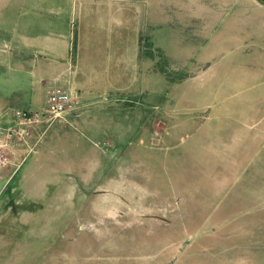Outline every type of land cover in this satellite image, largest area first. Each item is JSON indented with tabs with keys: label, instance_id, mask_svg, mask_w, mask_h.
Wrapping results in <instances>:
<instances>
[{
	"label": "rangeland",
	"instance_id": "obj_1",
	"mask_svg": "<svg viewBox=\"0 0 264 264\" xmlns=\"http://www.w3.org/2000/svg\"><path fill=\"white\" fill-rule=\"evenodd\" d=\"M185 3L138 0L146 53L115 28L120 88L0 166V264H264V0H196L194 17ZM12 71L0 99L27 102L1 114L42 111Z\"/></svg>",
	"mask_w": 264,
	"mask_h": 264
},
{
	"label": "crops",
	"instance_id": "obj_2",
	"mask_svg": "<svg viewBox=\"0 0 264 264\" xmlns=\"http://www.w3.org/2000/svg\"><path fill=\"white\" fill-rule=\"evenodd\" d=\"M137 2L0 0V75L12 69L16 82L24 77L31 78L34 89L30 91L29 103L31 106L39 105L41 110L51 87L70 93L75 107L65 113L63 120L72 118V122L80 125L76 116L82 106L101 104L105 95H113L120 88L121 72L116 69L114 61L117 57L115 44H122V33L116 34L115 28L124 24L125 28L134 30L133 59L139 57ZM185 5L193 17L199 13L196 0H187ZM260 8L264 10V5ZM131 43L132 40L129 41ZM120 51L121 48L116 53ZM26 102L27 95L23 98H1L2 121L8 120L1 114L4 108H22ZM64 153L67 156L68 152ZM9 168L0 171V179L8 176L5 180L8 181L9 173L13 174ZM39 168L47 175L45 182L48 179L51 182V174L54 173L52 163L38 164L34 161L30 172H41Z\"/></svg>",
	"mask_w": 264,
	"mask_h": 264
},
{
	"label": "built area",
	"instance_id": "obj_3",
	"mask_svg": "<svg viewBox=\"0 0 264 264\" xmlns=\"http://www.w3.org/2000/svg\"><path fill=\"white\" fill-rule=\"evenodd\" d=\"M74 107L75 104L69 93L60 88H52L42 111L13 109L2 113V116H7L8 120L0 122V166L11 164L13 157L18 159L16 155L24 152L22 160L17 163L18 169L26 156L35 151L40 137L56 117L62 116ZM41 122L47 123V126L32 142V130Z\"/></svg>",
	"mask_w": 264,
	"mask_h": 264
},
{
	"label": "trees",
	"instance_id": "obj_4",
	"mask_svg": "<svg viewBox=\"0 0 264 264\" xmlns=\"http://www.w3.org/2000/svg\"><path fill=\"white\" fill-rule=\"evenodd\" d=\"M140 38V37H139ZM139 43H138V47H139V53H146V51L142 50V46H141V39H138ZM71 50L74 52L75 50V31H74V36H73V41H72V45H71ZM156 54H158L159 57V61L157 62V69L164 74V76H166V78L170 79L169 76V72H168V66L170 65V62L164 58L161 54H159V51L155 50L154 51ZM147 53H153V51H148ZM140 55V54H139ZM182 78V76H176V79H174L175 81L179 80V78Z\"/></svg>",
	"mask_w": 264,
	"mask_h": 264
}]
</instances>
